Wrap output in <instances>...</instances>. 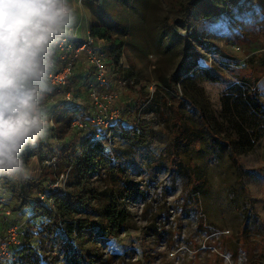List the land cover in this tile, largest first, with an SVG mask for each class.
<instances>
[{
	"label": "rangeland",
	"instance_id": "rangeland-1",
	"mask_svg": "<svg viewBox=\"0 0 264 264\" xmlns=\"http://www.w3.org/2000/svg\"><path fill=\"white\" fill-rule=\"evenodd\" d=\"M185 1L98 0V4L88 6L84 0H70L75 9L73 28L78 40L86 39L91 23L105 25L113 38L121 40L117 61L111 53L113 44L105 42L114 66L109 72L112 83L106 90L118 89L110 111L117 109V124L119 119L124 126L139 123L137 130L144 138L140 146L115 133L108 137L109 149L117 155L134 187V195L125 201L132 225L103 245L94 240L96 253H102L103 260L98 264H251L257 252L264 250V121L250 123L249 113L238 114L247 123L253 147L236 156L237 168L224 146L225 140L210 134L201 119V114L207 115L212 133L232 139L236 130L227 120L223 99L232 92L253 88L264 102V47L259 33L264 4L260 3L249 15L252 18L246 17L243 22L231 14V25L227 20L200 22L187 30L179 22ZM187 41L191 44L189 49ZM125 71L129 74L124 79ZM203 71H208L215 81ZM186 72L191 75L186 79L193 77L195 86L180 83ZM168 78H172L169 86L165 82ZM70 86L77 97L85 90L83 85L78 90L77 85ZM51 95L45 104L49 113L55 115L60 96ZM81 97V106L67 104L65 108L75 113L85 107L82 116L86 117L91 111L86 90ZM128 101L129 106L123 110V103ZM137 103L140 106L136 108ZM175 122L187 132L177 141L172 135ZM111 124L106 127L109 129ZM81 125H70L65 145L72 142L80 150L90 132L98 130L93 120ZM46 139L54 151L63 146L50 128ZM173 151H177L176 161L171 160ZM26 167L32 178H37L41 170L51 173L46 187L52 182L62 186L61 174H65V187L69 188V173L56 175L54 159L41 163L33 157ZM105 184L94 182L95 193ZM9 195L0 181V234L3 236L11 226L24 224L36 235L31 222L34 211H12ZM40 241L33 236L27 243L42 254ZM82 245L87 248L92 243L83 241ZM45 253L50 256V263L33 260L31 264H74L72 252L58 241ZM0 261L20 264L2 257Z\"/></svg>",
	"mask_w": 264,
	"mask_h": 264
},
{
	"label": "trees",
	"instance_id": "trees-1",
	"mask_svg": "<svg viewBox=\"0 0 264 264\" xmlns=\"http://www.w3.org/2000/svg\"><path fill=\"white\" fill-rule=\"evenodd\" d=\"M84 1L88 6L98 4V0ZM255 5L256 0H187L182 4L181 20L179 22L184 26L186 25L187 30H190L192 25L196 26L200 22L209 24L217 23L218 20H227L226 22L231 25L234 23V20L230 19L231 14H234V18L239 22H243L246 17L252 18L249 15L255 13ZM259 24L262 47H264V17L260 18ZM89 33L94 38L111 42L113 44L111 53L117 61L120 54L117 52L121 47V40L113 38L109 28L102 24L91 23ZM189 47H191V44L187 41L186 48L189 49ZM189 72H186L183 79L180 78L182 86L187 84L195 86L196 81L193 77L186 79L191 76ZM203 73L208 74L209 80L215 81L208 71H203ZM128 74L129 71H125L124 79L127 78ZM171 79L168 78L165 81L167 86H169ZM70 88L69 85L66 90H70ZM185 95L187 96V94ZM258 96L259 93L250 88L247 91L232 92L223 99L226 104L225 111L229 116L227 120L233 124L236 130V134L232 139L224 138L221 133H212L207 119L208 116L201 114L204 128L210 134H218L225 140L224 146L228 147L231 161L237 168L240 167L236 156H241L253 147V138L246 129L247 123L238 114L241 111L249 113V116H251L250 123L252 120L256 123L257 121H264V102ZM183 97L185 96L183 95ZM192 103L195 102L192 101ZM70 104H74L75 107L77 105L74 102ZM66 106L61 104L56 109L53 117L54 129L51 130L54 138L63 144L62 148L54 151L52 144L45 138L36 145L29 146L24 152L23 158L26 165L33 157H37L41 163L54 159V170H58L56 175L64 171L69 173V188L52 195L53 203L51 204L48 201H42L38 197L39 193L48 192L46 182L51 177V173L41 170L37 178L28 176L27 179L17 180L0 176V181L10 194L8 199L11 200L12 211H21L27 208L34 211L32 219L29 218L28 220L31 219V222L33 221L35 224L34 232L36 235H32L33 231L29 232L30 229L26 227V236L21 238L22 241L20 240L12 251L16 261L20 264H31L33 260H49L50 256L45 253V250L50 249L56 241L60 242L65 249H69V252H72L70 258L74 264H98L103 259L102 253H96L98 247L94 244V240L103 245L104 241L113 239L122 232L131 229V214L125 205V201L134 195V187L128 181L124 168L117 160V155L112 149H109V139L96 141L87 147H84L82 143L80 150L72 142L65 145L66 135L70 130L72 119L77 113H72L73 111H69L65 108ZM137 106H140V103H137L136 108ZM133 107H135V104ZM83 108H78L81 113ZM133 120L138 122V120ZM119 121L121 122L115 126V129H117L115 134L131 144L142 146L144 138L142 133L137 130L139 123L124 126L122 125L123 121L121 119ZM186 133L185 127L181 123L175 122L172 129L175 141L180 139V136L186 135ZM176 156H178L177 151H173L171 160L176 161ZM92 177L97 179L89 181ZM94 182L99 184L101 182L105 184L104 182H106V184L103 189L95 193L97 187L94 186ZM118 182H121V184ZM96 194L101 197L98 198ZM245 218L246 215H244V220ZM33 236L41 238L39 245L43 250L42 254L38 253L33 245L27 243ZM83 241H90L92 243L91 247H84L82 245ZM90 250H94V253ZM262 261H264V250L257 252L256 258L253 259L251 264H262ZM48 262L50 263V260ZM53 264H60V261H53Z\"/></svg>",
	"mask_w": 264,
	"mask_h": 264
},
{
	"label": "clouds",
	"instance_id": "clouds-1",
	"mask_svg": "<svg viewBox=\"0 0 264 264\" xmlns=\"http://www.w3.org/2000/svg\"><path fill=\"white\" fill-rule=\"evenodd\" d=\"M75 24L70 0H0V176L30 174L24 152L48 135L54 56Z\"/></svg>",
	"mask_w": 264,
	"mask_h": 264
},
{
	"label": "built area",
	"instance_id": "built-area-1",
	"mask_svg": "<svg viewBox=\"0 0 264 264\" xmlns=\"http://www.w3.org/2000/svg\"><path fill=\"white\" fill-rule=\"evenodd\" d=\"M105 40L94 38L90 36L89 31L87 32L86 39L78 40L75 34L74 28L71 33L64 38L60 46L55 52V68L53 70L51 87L52 92L47 97L46 101L50 99L51 94L59 95V104H70L72 102L77 103L81 106V96L87 92V98L89 99L88 105H90V114L88 116H82V113L78 112L74 115L71 127L76 125H86L89 120H93L96 124L95 129L88 135L87 140L84 141L83 146L87 147L90 144L108 139L110 134L115 133V123L118 117V111H110V102L118 98V89H112L107 91L106 87L111 86L112 80L110 78V71L114 70L113 64H110L109 58V47L105 45ZM104 44V45H103ZM116 68V66H115ZM116 71V69H115ZM117 73V72H116ZM77 85L78 90L82 85L85 90L78 95V97L70 90H66L69 85ZM55 97V96H54ZM56 104V101L54 102ZM124 109L129 106V101L124 102ZM85 108V107H84ZM54 114L49 113V128L54 129ZM110 123V128L106 127ZM81 125V126H82ZM114 125V126H113ZM80 126V127H81ZM105 126L106 128H103ZM77 128V127H76ZM62 186L52 182L47 186L48 192L39 193L38 197L42 201H48L53 203L51 198L52 195L59 191H65V174L62 175ZM5 200V199H3ZM6 215H9L10 211L7 210ZM26 227L24 224L18 226H11L7 229L6 233L2 236L0 234V255L2 258H7L10 262H15L16 259L7 250L11 246L19 244V239L26 236ZM1 262V261H0Z\"/></svg>",
	"mask_w": 264,
	"mask_h": 264
},
{
	"label": "crops",
	"instance_id": "crops-1",
	"mask_svg": "<svg viewBox=\"0 0 264 264\" xmlns=\"http://www.w3.org/2000/svg\"><path fill=\"white\" fill-rule=\"evenodd\" d=\"M258 1H260L259 3H258ZM260 3H262V4H264V0H256V5H255V8L256 7H259V4ZM86 7V6H85ZM86 9H87V11H85L86 13H85V15H86V17H88L89 16V13H88V7H86ZM259 9V8H258ZM81 18V17H80ZM88 23H89V21H88Z\"/></svg>",
	"mask_w": 264,
	"mask_h": 264
}]
</instances>
